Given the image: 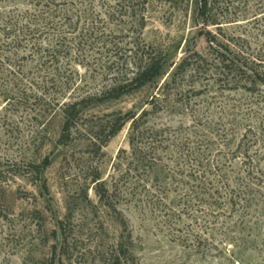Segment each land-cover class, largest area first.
Masks as SVG:
<instances>
[{
  "label": "rangeland",
  "instance_id": "obj_1",
  "mask_svg": "<svg viewBox=\"0 0 264 264\" xmlns=\"http://www.w3.org/2000/svg\"><path fill=\"white\" fill-rule=\"evenodd\" d=\"M199 1L155 0L141 7V0H82V12L97 19L82 20V66H74V84L65 98L58 96L60 104L82 100L80 119L65 145L60 143L61 106L44 113L46 102L32 98L22 105L14 82L0 86L13 96L9 105L0 97L5 108L0 114V264H108L122 240L130 246L123 264H264V217L258 227L242 224L244 213L229 205L231 191L219 178L226 173L238 190V177L249 178L247 167L253 164L264 181V86L248 90L252 85L238 71L234 78L214 61L221 53L229 58L242 51L264 60V0H213L212 15L222 31L217 26L206 31L230 47L227 52L217 47L220 54L212 53L201 34ZM133 7L141 12L131 14ZM141 13L146 16L142 28L128 32ZM133 39L140 48L163 47L165 69L143 89L109 99L105 94L114 83L132 76ZM195 53L206 61L197 71L179 72L174 82L179 65ZM18 71L4 66L0 74L12 80ZM152 102L159 104L158 112H152ZM144 111H149V127L175 137L161 151L157 173L118 160L121 150L131 152L130 124L104 143L110 114ZM246 135L248 144L260 140L252 143L249 158L237 150ZM185 139L189 145L181 147ZM45 157L52 164L42 181L22 168ZM97 170L111 191L116 184L122 187L116 199L120 215L96 196L91 181ZM141 178L148 186L137 184Z\"/></svg>",
  "mask_w": 264,
  "mask_h": 264
},
{
  "label": "trees",
  "instance_id": "obj_2",
  "mask_svg": "<svg viewBox=\"0 0 264 264\" xmlns=\"http://www.w3.org/2000/svg\"><path fill=\"white\" fill-rule=\"evenodd\" d=\"M141 1L138 5L146 7L149 2L155 0ZM162 1L176 3L180 0ZM212 3L213 0H200L196 18L204 29L201 34L206 37L209 48L213 50L212 53L217 52V54H220L217 47L220 46L226 52L229 51L230 47L223 46L219 42L217 34L206 31L210 26H217L218 31H222V27L219 26L222 23H218V20L212 15ZM3 4V6H0L3 11L0 12V70L4 66H9L18 68L19 71L18 76L13 77L12 80L9 79V76L0 74V86L7 84L9 80L14 82L18 87V94L24 97L21 100L22 105L25 106L26 101L32 98L37 103L46 102L48 109H45L44 113L50 112V110L56 112L61 106L65 123L60 143L65 145L70 139L67 134L75 127L77 120L80 119L82 100L71 104H67V102L60 104L58 96L65 98L74 84V66L77 64L82 66V20L89 23L91 17L95 21L97 17L94 13L82 12V0H25L24 2H21V0H4ZM140 8L133 7L130 13L141 12ZM137 17L140 22L136 21L128 32H135V28H142V25H144L145 14L141 13ZM92 32H95L94 27H92ZM135 41L132 42L133 44L130 43L132 44L130 48L132 52L130 62L133 67L132 76L124 82L116 79V81H119L114 83L112 88L105 94V97L109 99L117 100L124 95L141 90L154 83L163 74L167 61L164 48L154 43H147L143 48H140ZM220 55L221 57L215 58L214 61H217L216 63L224 69H228V75H232L234 78L237 77L234 74L238 71L240 79H244L252 85L246 89L253 91V88L258 85L264 86V60L262 56H254L243 51L229 58L224 53ZM205 61L206 58L199 53L186 57L179 65L178 72L174 74V82L179 72L191 68L197 71ZM106 65L111 68L113 63L110 60L106 62ZM27 68H29V73L25 74ZM7 87L9 86L7 85ZM11 91L8 88H5L4 91L0 90V97L4 98L3 100L7 105L10 104L9 100L13 98ZM29 91L30 93H28ZM89 100H83V102ZM152 104L154 105L152 112L155 113L161 109L158 103L152 102ZM4 109L0 107V114ZM148 115L149 111H144L140 115L132 112L110 114L108 116L110 117L108 132L104 143L106 144L116 137L127 124H130L129 145L131 152L121 150L118 160H129V165H135L134 167L138 171L143 169L148 173H157L161 151H164L167 143H173L175 137L170 134L169 130H156L149 127ZM247 136H244L245 139L237 150L241 154L245 152L242 156L249 158L247 155L251 146L253 144L257 145L260 140L259 138L251 140L253 144H248L250 141ZM189 141V139H185L184 142H180V146H188ZM123 155H127L126 158ZM51 164L50 158L45 157L40 163L28 162L22 168L27 173L35 176L37 180L42 181L44 172ZM1 167L0 162V177L4 173ZM255 170L256 167L250 164L247 167L250 177H238L236 181L238 190L232 188L230 178L226 173L219 175V178L224 188L226 187L231 191L227 200L229 205L239 213H244L242 224L250 225L252 223L258 227L259 221L264 217V181L258 179ZM7 172L9 173L8 170ZM3 183L0 179L1 193L3 192ZM91 183L94 185L93 190L99 200L120 215L116 208V199L121 196L122 187L116 184L114 190L111 191L106 186V182L98 170L94 172ZM145 183L148 186L146 180L142 178L137 181L139 186ZM43 186L47 190L45 182ZM220 207H222V204ZM58 226L63 229L61 221ZM128 257H130V246L122 240L117 245L116 251L108 264H123V260L129 259Z\"/></svg>",
  "mask_w": 264,
  "mask_h": 264
}]
</instances>
